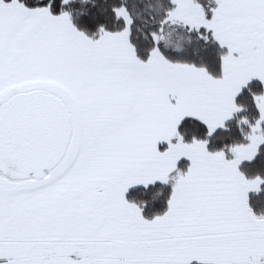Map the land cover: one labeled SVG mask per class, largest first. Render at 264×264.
<instances>
[{
	"label": "snow or ice",
	"instance_id": "1",
	"mask_svg": "<svg viewBox=\"0 0 264 264\" xmlns=\"http://www.w3.org/2000/svg\"><path fill=\"white\" fill-rule=\"evenodd\" d=\"M0 264H264V0H0Z\"/></svg>",
	"mask_w": 264,
	"mask_h": 264
}]
</instances>
